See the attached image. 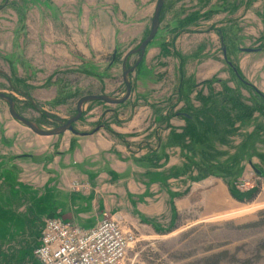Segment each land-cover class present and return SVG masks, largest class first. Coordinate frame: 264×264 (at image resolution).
<instances>
[{
  "label": "rangeland",
  "instance_id": "obj_1",
  "mask_svg": "<svg viewBox=\"0 0 264 264\" xmlns=\"http://www.w3.org/2000/svg\"><path fill=\"white\" fill-rule=\"evenodd\" d=\"M156 2L0 0V92L45 130L83 96L120 98ZM129 79L124 104L85 106L84 136L38 137L0 100V264H35L46 219L105 216L128 242L120 264H264V0H164ZM218 184L236 211L209 217L199 191Z\"/></svg>",
  "mask_w": 264,
  "mask_h": 264
},
{
  "label": "built area",
  "instance_id": "obj_2",
  "mask_svg": "<svg viewBox=\"0 0 264 264\" xmlns=\"http://www.w3.org/2000/svg\"><path fill=\"white\" fill-rule=\"evenodd\" d=\"M127 249L120 223L113 218L105 216L91 229L49 218L32 256L38 264H120Z\"/></svg>",
  "mask_w": 264,
  "mask_h": 264
},
{
  "label": "water",
  "instance_id": "obj_3",
  "mask_svg": "<svg viewBox=\"0 0 264 264\" xmlns=\"http://www.w3.org/2000/svg\"><path fill=\"white\" fill-rule=\"evenodd\" d=\"M163 4H164V0H157L156 6L153 12L152 20L150 23L149 33L147 34L145 39L138 45V47L128 52L122 60V64H121V75H122L121 77L122 78L121 79L124 85V93L120 98H113L107 95L83 96L77 100L76 105H75V114L71 118H69L65 122H59L58 125L54 128L45 130V129L40 128L34 122H31L23 118L21 115H19L15 109V103L13 99L5 95L4 93L0 92V100L3 101L8 106L9 116L15 122L21 124L23 127L30 130L31 133H33L34 135L38 137H42V138L60 136L66 132H70L78 136L86 135V134H80L76 132L73 128V125L81 119L86 105L90 103L101 102L106 105L119 106V105L124 104L130 98V95H131V83L129 79L130 74H132L136 70L137 66L140 64L143 58V55L145 53V49L152 42V40L154 39L157 33V30L159 28V17L161 14V10L163 8ZM241 51L245 53H252V52H256L257 50L244 49ZM134 55L138 56L135 64L132 67H127L128 59ZM224 59L226 60L225 55H224ZM226 63L228 64V62ZM229 66L231 67L230 64ZM233 72L237 74L234 69H233ZM255 172L256 174L260 175V173H258L256 170Z\"/></svg>",
  "mask_w": 264,
  "mask_h": 264
},
{
  "label": "crops",
  "instance_id": "obj_4",
  "mask_svg": "<svg viewBox=\"0 0 264 264\" xmlns=\"http://www.w3.org/2000/svg\"><path fill=\"white\" fill-rule=\"evenodd\" d=\"M256 53L257 52H252L250 54L254 55ZM261 93H263V91H261ZM158 129H159L158 127H155V130L153 132H152V129L150 130L153 133V135H152V138L150 139V141L149 140L146 141L147 143H150L151 141H154V140L156 141V139L159 138ZM146 146H147V148L144 149L145 151H146V149L148 150L149 144H146ZM197 191L198 190H195V192H197ZM199 192H201V193H199V196H200L199 203L201 205H204V212L205 211L208 212L207 214L209 217L212 216V214H213V205L215 202L217 203L216 206L220 207V210H218V212H222L223 210L229 211L230 209L232 212L236 211L235 210L236 208H234L233 206H234V204L236 206L237 203H235L230 198V196L228 195L227 189L224 187V185H221V184H218L216 186L213 185V186L207 188L206 190L199 191ZM195 194H197V193H195ZM57 219H59V218H57ZM59 220H61V219H59ZM89 229H91V228H89ZM38 242H37L36 246L34 247V249L38 246ZM33 250H32V252H33ZM35 264H38V262L35 261Z\"/></svg>",
  "mask_w": 264,
  "mask_h": 264
},
{
  "label": "trees",
  "instance_id": "obj_5",
  "mask_svg": "<svg viewBox=\"0 0 264 264\" xmlns=\"http://www.w3.org/2000/svg\"><path fill=\"white\" fill-rule=\"evenodd\" d=\"M237 73V72H236ZM235 74V73H234ZM236 75V77H237V79L241 82V83H243L245 86H247V87H250L248 84H246L244 81H242V79L241 78H239V76H238V74H235ZM253 89V88H252ZM254 90V89H253ZM255 91V93L260 97V99H262V101L264 102V96L263 95H261L260 93H258L256 90H254ZM253 112V111H252ZM191 119V118H190ZM189 122H193V119H191V120H189ZM191 124V123H190ZM194 124H195V128H193V130H192V132L195 134L194 136H197V127H201V126H203V124H204V122H202V121H196V122H194ZM255 193L256 192H252L250 195H249V197L247 198V200H252V199H254L253 197H254V195H255ZM230 195H231V197L233 198V199H235V200H237V201H242L241 200V198L239 197V195L238 194H236V193H233V192H231L230 193ZM263 248H264V246H262Z\"/></svg>",
  "mask_w": 264,
  "mask_h": 264
}]
</instances>
